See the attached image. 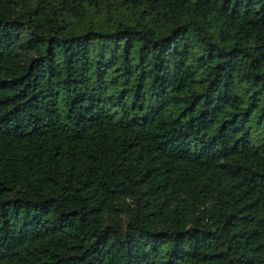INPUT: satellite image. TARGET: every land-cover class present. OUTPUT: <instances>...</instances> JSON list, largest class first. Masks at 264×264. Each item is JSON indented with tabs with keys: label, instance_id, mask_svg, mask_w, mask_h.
<instances>
[{
	"label": "trees",
	"instance_id": "obj_1",
	"mask_svg": "<svg viewBox=\"0 0 264 264\" xmlns=\"http://www.w3.org/2000/svg\"><path fill=\"white\" fill-rule=\"evenodd\" d=\"M0 264H264V0H0Z\"/></svg>",
	"mask_w": 264,
	"mask_h": 264
}]
</instances>
